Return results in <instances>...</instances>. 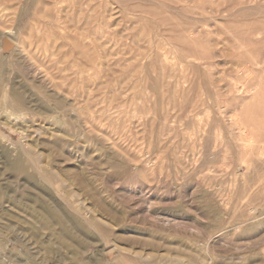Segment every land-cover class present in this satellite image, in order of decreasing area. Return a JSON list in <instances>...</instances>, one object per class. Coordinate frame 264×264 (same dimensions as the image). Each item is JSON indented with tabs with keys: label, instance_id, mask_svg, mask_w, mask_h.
I'll return each mask as SVG.
<instances>
[{
	"label": "rangeland",
	"instance_id": "374dc122",
	"mask_svg": "<svg viewBox=\"0 0 264 264\" xmlns=\"http://www.w3.org/2000/svg\"><path fill=\"white\" fill-rule=\"evenodd\" d=\"M0 264H264V0H0Z\"/></svg>",
	"mask_w": 264,
	"mask_h": 264
},
{
	"label": "bare ground",
	"instance_id": "6f19581e",
	"mask_svg": "<svg viewBox=\"0 0 264 264\" xmlns=\"http://www.w3.org/2000/svg\"><path fill=\"white\" fill-rule=\"evenodd\" d=\"M9 39H11V41L15 40L11 36H10V38L8 37V40ZM3 43H2V45H3ZM12 93H13V95L19 96L18 92H16L15 90ZM15 99L21 104L22 99L18 100V97H15ZM243 145H244L243 146L244 148H248V149L255 147L253 144H250V143H248V141H245V140H243ZM61 181L63 183H66V186L71 188V189H75L76 187H83V188L87 189L84 185H87V186L92 185V183L90 181H85V180H81V179H72L71 180V179L63 178V179H61ZM26 182H28L27 179H26L25 183ZM97 183H101L102 185H104V183H102L100 181H97ZM77 190H79V189H77ZM72 193L75 194V193H77V191L72 190ZM92 201L93 202L91 205L93 206L94 210H96L95 207L100 205L99 211H97V210L92 211V209H91L92 207H86L85 208V210L87 211L88 214H90L89 211L93 212V215L91 218L92 222H95V221L96 222H98V221L102 222L103 221L105 225L110 226V222H109V220H107L105 218V216H112V219H113V221H115V223H119L121 221V217L118 214V212H119L118 210L117 211L115 210V212L112 213L110 211L109 207H106V205L102 203V200H99L97 198H93ZM30 202L33 203V200H30ZM80 202L82 205L85 203L84 201H80ZM85 205H84V207H85ZM36 207H37L36 209L32 208V211H30V212H32L31 216L36 220V222L39 221V223L43 227H45L46 229H50V228L53 229V232H52L53 236L56 237V239L58 241H60L62 243L68 242L71 244H75L76 243V236L79 237V235H82L81 232H78L76 230V228L78 229L79 227H81L80 223H78V222H76V220H73V219L65 216L64 214H62V212H61L62 209L60 207H58L54 203V201L51 202V207H48L47 205H45V203H39V204H37ZM96 212H99V214H97ZM5 214H6V217L12 218L7 212ZM59 217H61L62 220ZM56 228H59V230H60L59 236L54 234V229H56ZM68 228H72V232ZM124 230L126 232H129L130 228L126 227V228H124ZM121 237L122 236H120V238ZM86 238H88V237H83V239H81L83 241V242H81V244L87 243ZM121 240L125 241L126 244H129V245L134 244V242H136L134 240V237H132L130 235L127 237H122ZM149 242H153V241L149 240L147 238H144V241L142 243L149 245ZM77 246H79V245H77ZM176 260H177V258H176Z\"/></svg>",
	"mask_w": 264,
	"mask_h": 264
}]
</instances>
